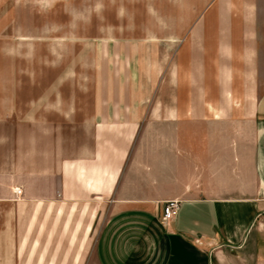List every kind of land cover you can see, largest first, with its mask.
Masks as SVG:
<instances>
[{"label":"crops","instance_id":"obj_1","mask_svg":"<svg viewBox=\"0 0 264 264\" xmlns=\"http://www.w3.org/2000/svg\"><path fill=\"white\" fill-rule=\"evenodd\" d=\"M164 1L195 24L0 79V264H264V0Z\"/></svg>","mask_w":264,"mask_h":264},{"label":"rangeland","instance_id":"obj_2","mask_svg":"<svg viewBox=\"0 0 264 264\" xmlns=\"http://www.w3.org/2000/svg\"><path fill=\"white\" fill-rule=\"evenodd\" d=\"M175 5L164 0H0V70L6 69L0 79L6 73L13 90L23 86L36 91V80L40 88L50 87L59 73L69 74L64 65L84 58L82 44L147 37L166 26H193L196 20L164 17L166 8ZM262 223L264 212L257 227Z\"/></svg>","mask_w":264,"mask_h":264},{"label":"built area","instance_id":"obj_3","mask_svg":"<svg viewBox=\"0 0 264 264\" xmlns=\"http://www.w3.org/2000/svg\"><path fill=\"white\" fill-rule=\"evenodd\" d=\"M15 194L20 197L23 194V191L20 188H16ZM181 209V201L174 199L169 200L163 204L162 208V221L164 223H169L173 221L179 214Z\"/></svg>","mask_w":264,"mask_h":264}]
</instances>
